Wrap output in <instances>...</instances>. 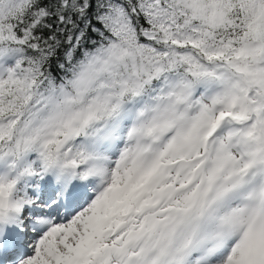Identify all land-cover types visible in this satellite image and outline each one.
<instances>
[{
	"label": "snow or ice",
	"instance_id": "1",
	"mask_svg": "<svg viewBox=\"0 0 264 264\" xmlns=\"http://www.w3.org/2000/svg\"><path fill=\"white\" fill-rule=\"evenodd\" d=\"M0 264H264V0H0Z\"/></svg>",
	"mask_w": 264,
	"mask_h": 264
}]
</instances>
